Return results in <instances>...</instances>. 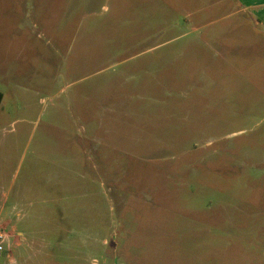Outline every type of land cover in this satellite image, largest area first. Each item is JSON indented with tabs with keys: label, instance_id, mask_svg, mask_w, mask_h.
Masks as SVG:
<instances>
[{
	"label": "rangeland",
	"instance_id": "374dc122",
	"mask_svg": "<svg viewBox=\"0 0 264 264\" xmlns=\"http://www.w3.org/2000/svg\"><path fill=\"white\" fill-rule=\"evenodd\" d=\"M237 11L0 0V264H264V35Z\"/></svg>",
	"mask_w": 264,
	"mask_h": 264
},
{
	"label": "crops",
	"instance_id": "0c3cea01",
	"mask_svg": "<svg viewBox=\"0 0 264 264\" xmlns=\"http://www.w3.org/2000/svg\"><path fill=\"white\" fill-rule=\"evenodd\" d=\"M235 8L238 13H246L250 17L249 24L255 30L264 35V0H235ZM248 24V25H249ZM261 29V30H258ZM194 30V29H192ZM188 32L181 33L180 37L187 36ZM171 39L170 41L175 40Z\"/></svg>",
	"mask_w": 264,
	"mask_h": 264
},
{
	"label": "built area",
	"instance_id": "2783aa9c",
	"mask_svg": "<svg viewBox=\"0 0 264 264\" xmlns=\"http://www.w3.org/2000/svg\"><path fill=\"white\" fill-rule=\"evenodd\" d=\"M7 235L3 232L2 227L0 226V254L3 252V243L6 240Z\"/></svg>",
	"mask_w": 264,
	"mask_h": 264
},
{
	"label": "trees",
	"instance_id": "16d2710c",
	"mask_svg": "<svg viewBox=\"0 0 264 264\" xmlns=\"http://www.w3.org/2000/svg\"><path fill=\"white\" fill-rule=\"evenodd\" d=\"M2 99H3V95H2V93L0 92V104H1V102H2Z\"/></svg>",
	"mask_w": 264,
	"mask_h": 264
}]
</instances>
